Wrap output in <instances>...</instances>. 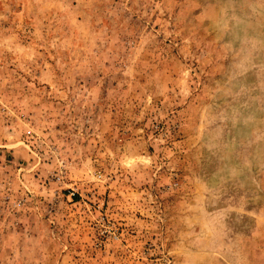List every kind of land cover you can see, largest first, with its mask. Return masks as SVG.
<instances>
[{"label":"rangeland","instance_id":"rangeland-1","mask_svg":"<svg viewBox=\"0 0 264 264\" xmlns=\"http://www.w3.org/2000/svg\"><path fill=\"white\" fill-rule=\"evenodd\" d=\"M0 264H264V0H0Z\"/></svg>","mask_w":264,"mask_h":264},{"label":"built area","instance_id":"built-area-1","mask_svg":"<svg viewBox=\"0 0 264 264\" xmlns=\"http://www.w3.org/2000/svg\"><path fill=\"white\" fill-rule=\"evenodd\" d=\"M72 195H74V194H72Z\"/></svg>","mask_w":264,"mask_h":264}]
</instances>
